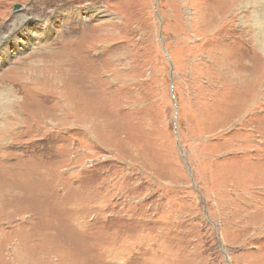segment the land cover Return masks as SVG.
Masks as SVG:
<instances>
[{
	"label": "rangeland",
	"instance_id": "obj_1",
	"mask_svg": "<svg viewBox=\"0 0 264 264\" xmlns=\"http://www.w3.org/2000/svg\"><path fill=\"white\" fill-rule=\"evenodd\" d=\"M0 264H264V0H0Z\"/></svg>",
	"mask_w": 264,
	"mask_h": 264
},
{
	"label": "bare ground",
	"instance_id": "obj_2",
	"mask_svg": "<svg viewBox=\"0 0 264 264\" xmlns=\"http://www.w3.org/2000/svg\"><path fill=\"white\" fill-rule=\"evenodd\" d=\"M227 1H229V0H227ZM232 2V1H231ZM205 12V11H204ZM202 22V21H201ZM67 70V69H66ZM69 74V73H68Z\"/></svg>",
	"mask_w": 264,
	"mask_h": 264
}]
</instances>
